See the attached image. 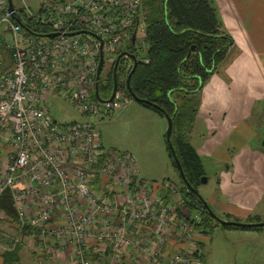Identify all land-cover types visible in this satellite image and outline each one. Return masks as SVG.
<instances>
[{
  "label": "built area",
  "instance_id": "2783aa9c",
  "mask_svg": "<svg viewBox=\"0 0 264 264\" xmlns=\"http://www.w3.org/2000/svg\"><path fill=\"white\" fill-rule=\"evenodd\" d=\"M12 4L0 0V200L8 195L14 209L0 208L13 231L6 249L28 242L41 256L68 251L76 264H102L95 252L107 249L110 264H202L199 211L172 181L141 178L130 152L105 149L97 125L132 97L116 87L98 100L96 81L112 76L121 52L149 60L142 0ZM117 65L121 85L132 60ZM50 95L90 119L55 120Z\"/></svg>",
  "mask_w": 264,
  "mask_h": 264
},
{
  "label": "crops",
  "instance_id": "0c3cea01",
  "mask_svg": "<svg viewBox=\"0 0 264 264\" xmlns=\"http://www.w3.org/2000/svg\"><path fill=\"white\" fill-rule=\"evenodd\" d=\"M213 2L233 42L202 87L190 132L201 160L211 159L214 166L212 191L202 197L220 217L264 221V0ZM223 231L222 248L233 263L264 264V227ZM16 248L18 264H76L68 251L55 258L35 253L28 242ZM5 251L0 243V264ZM95 255L110 264L109 249Z\"/></svg>",
  "mask_w": 264,
  "mask_h": 264
},
{
  "label": "trees",
  "instance_id": "16d2710c",
  "mask_svg": "<svg viewBox=\"0 0 264 264\" xmlns=\"http://www.w3.org/2000/svg\"><path fill=\"white\" fill-rule=\"evenodd\" d=\"M142 2L145 10V41L148 46L145 54L149 60L148 62L138 60L130 77V88L138 98L136 101L138 104L156 111L161 116L164 115L163 112L171 116L172 145L186 180L197 189L201 177L204 176V170L201 158L191 143L190 132L200 105V91L223 60L233 41L223 27L213 0H142ZM191 47L195 49L190 50ZM117 75V87L127 90L125 82L120 85V72L117 71ZM126 76L127 74L123 76L124 80ZM112 88L113 79L109 75L104 82H99L100 96L108 97ZM262 127L260 150L264 153V114ZM166 149L176 169L167 142ZM180 182L188 209L198 210L200 213V221L196 223V227L202 235L208 233L209 229L219 226L223 229L263 228L219 225L202 208L196 194L187 189L181 178ZM0 208L8 214H14L8 195L0 200ZM222 218L230 220L229 216ZM252 221L259 219L246 220ZM201 244L200 241L198 245L201 247ZM17 260L16 248L3 253V264H15Z\"/></svg>",
  "mask_w": 264,
  "mask_h": 264
},
{
  "label": "rangeland",
  "instance_id": "374dc122",
  "mask_svg": "<svg viewBox=\"0 0 264 264\" xmlns=\"http://www.w3.org/2000/svg\"><path fill=\"white\" fill-rule=\"evenodd\" d=\"M14 1L16 5L20 7L26 5L32 11H35L40 4V0ZM138 34L140 35V33ZM141 54L140 50L139 55ZM201 92L202 90L200 91V97ZM47 106L50 115L61 123L83 122L90 119L79 110L73 108L68 100L58 95H50ZM97 125L103 147L105 149L130 152L136 160L141 178L146 181L168 179L178 187L180 186L181 182L178 172L172 165L166 149V119L159 113L132 100L129 105L115 111L111 117L101 119ZM201 163L207 180L205 182L201 181L197 190L201 197H208L213 188L214 173L212 172L214 171V166L211 165V159L208 158H203ZM9 227L7 223L0 221V243L5 248H7L6 241H9L13 234ZM225 235L227 236L221 226L209 229L208 233H203L202 239L204 240L201 244L202 264H235L230 259L231 255H228V252L222 248V246L224 247ZM211 239L212 241L209 245ZM17 257L19 260L18 252ZM17 262L14 263L18 264ZM236 264L248 263L237 262Z\"/></svg>",
  "mask_w": 264,
  "mask_h": 264
},
{
  "label": "water",
  "instance_id": "95a60500",
  "mask_svg": "<svg viewBox=\"0 0 264 264\" xmlns=\"http://www.w3.org/2000/svg\"><path fill=\"white\" fill-rule=\"evenodd\" d=\"M7 2H8L9 8L12 9L13 8L12 0H7ZM14 17H15V19L19 20V16L17 14H14ZM54 35H55V33L50 34L49 36H54ZM132 39L134 40V36H133ZM193 49H195V48L194 47H191L190 48V50H193ZM124 54H127L131 58V60H132V66H131L130 71L127 74L126 81H125L126 88L129 91V93H130L131 97L133 98V100L138 101V98L134 95V93L131 91V88H130V77H131V75H132L135 67L138 64V60H137L135 54H130V53H127V52H121V53H119L117 55L116 59H115V64H114L113 73H112L113 88H112V91H111V94H110L108 100L112 99V97H113V95L115 93V90H116V87H117L116 68H117V64L119 62L120 57L122 55H124ZM101 64H102V53H100V56H99V64H98V67H97L96 80H98V78H99V71H100V68H101ZM94 94H95V97L98 100H102V98H101V96L99 95V92H98V84H97V81H96L95 88H94ZM154 107H156V106H154ZM163 114H164L163 116L166 119V123H167L166 132H165V138H166V142H167V145H168V149H169L170 154L172 156L173 162H174V164L176 166V169L178 170V173H179L180 178L182 179L184 185L187 187L188 190H190L191 192H193L194 194H196V196L198 197V199L200 201V204H201L202 208L214 220H216V222H218V224H220V225L236 226V227H264V221L246 222V221L227 220V219H224V218L220 217L210 207V205L207 203V201L203 197H201V195L199 194L198 190L196 188L192 187L189 184V182L185 178V175H184V172L182 170L181 164H180V162H179V160H178V158L176 156L174 147H173L172 142H171V133H172V127H173L172 118H171V116H169L165 112H163ZM206 180L207 179H206L205 176H202L201 177V181L202 182H205Z\"/></svg>",
  "mask_w": 264,
  "mask_h": 264
},
{
  "label": "flooded vegetation",
  "instance_id": "af4514ba",
  "mask_svg": "<svg viewBox=\"0 0 264 264\" xmlns=\"http://www.w3.org/2000/svg\"><path fill=\"white\" fill-rule=\"evenodd\" d=\"M119 63V62H118ZM118 66V65H117ZM116 70H117V68H116ZM113 73V72H112ZM128 74V73H127ZM120 76V75H119ZM117 77H118V75H117V71H116V79H117ZM127 77V76H126Z\"/></svg>",
  "mask_w": 264,
  "mask_h": 264
}]
</instances>
